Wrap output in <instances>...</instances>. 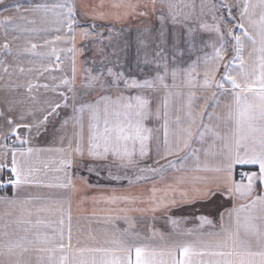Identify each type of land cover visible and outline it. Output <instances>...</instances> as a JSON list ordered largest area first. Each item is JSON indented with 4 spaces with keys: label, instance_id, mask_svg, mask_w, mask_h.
Wrapping results in <instances>:
<instances>
[{
    "label": "snow or ice",
    "instance_id": "6c2138e0",
    "mask_svg": "<svg viewBox=\"0 0 264 264\" xmlns=\"http://www.w3.org/2000/svg\"><path fill=\"white\" fill-rule=\"evenodd\" d=\"M159 3L167 9V14L162 12L158 16L161 27L155 29V36L151 29L145 28V34L138 38L145 63L155 64L153 79H129L123 72L113 71L111 67L98 70L96 74L88 69L84 87L100 94L91 102L77 104L80 94L75 88L77 68L73 56L72 76L61 80L68 91L59 93V100L45 101L43 107L34 104L21 111L17 118L12 115L17 111L15 102L5 101L6 110H0V119L9 126V131L3 134V142H0V189L11 186L14 192H19L27 186L39 185L61 189L66 195L56 199L28 197L23 200L15 195L0 196V202L10 209L0 216V264H264V0H236L235 6L230 0H219L218 4L214 0H201L199 15L209 17L211 22L202 19L199 27L215 33L219 46L214 43L211 55L198 58L187 69L169 67L165 48L170 33L163 22L170 19L174 26H184L186 43L194 47V29L186 22L192 19L196 5L185 0H159ZM156 4L157 0H147L143 4L139 0L137 3L107 4L101 0L96 5H85V17L91 16L94 20H120L130 15L145 17L149 8L155 11ZM15 8L17 12L59 9L55 12V23L61 27L56 31H62L66 25L67 33L71 35H57L45 40L44 44L54 45L67 40L72 42L73 47L66 51H77L73 27L77 23L76 4L62 3L51 8L46 4H37L31 9H21L17 4ZM234 9L238 11V17L233 15ZM21 19L27 18L21 16ZM229 21L235 27L229 26ZM0 22L14 23L15 18L6 16ZM89 27L95 29L96 26L92 24ZM18 31L37 29L19 28ZM90 34L87 29L80 33L85 38ZM226 36L234 41L235 52L227 63ZM171 38L172 48L176 50L180 34L172 31ZM37 47L29 41L24 51L37 56L51 55L60 60V49L52 46L49 53H41L36 51ZM3 48L11 51L7 40ZM41 67V75L49 71V68ZM3 71L8 72L9 68L6 66ZM19 71L24 72V69ZM168 76L172 79L171 85L166 82ZM178 80L181 83H177ZM121 83L123 90H120ZM182 86L189 89L187 107L185 109L181 105L176 109L174 99L182 98L184 93L172 89ZM33 87L31 83L27 85L29 93ZM43 87L47 89L48 85ZM157 87L165 94L154 108V99L144 90ZM113 88L117 89L116 93L109 94ZM196 88L203 90L201 99L205 101L199 111L193 109L196 92L192 89ZM127 90H134V94H125ZM221 97L231 99L221 104ZM62 107H72L75 113L61 122L60 129H53L54 136L61 133L59 142L62 146L38 149L30 146L29 139L21 137V129L26 130L28 136H47ZM85 113L88 114L87 130ZM153 116L162 122L155 130L147 126V121ZM27 117H32L31 122H24ZM205 118L217 123H204ZM70 121L73 131L69 136L64 130ZM197 127L199 131L194 133L193 129ZM154 131H162V136L154 135ZM209 133L214 137L215 148L207 153L214 158L211 163L207 159L202 161L192 147L194 135L197 140L203 141ZM9 137H14L11 143L7 142ZM215 141L219 142V147H216ZM42 152L59 155L55 168L57 175L47 183V175L41 177L40 169L36 167ZM149 159L152 164L147 163ZM190 159L194 161L191 166L188 163ZM85 161L90 162L87 167L90 174L98 176L99 171L107 170L111 180H127L130 185L135 180L151 183V187L146 194H117L113 189L111 194L89 197L86 190L97 186L90 184L84 176H75L72 171L74 167L81 170ZM141 164L144 166L141 167ZM238 164L257 166L258 170L241 173L242 179L237 181L233 171ZM44 167L48 168V163ZM128 169H137L134 178L122 171ZM170 170L176 175L170 182H165ZM5 172L11 173L7 179L3 178ZM189 172L204 174L188 175ZM158 183L162 186L158 187ZM196 185L205 188L214 186L216 191L240 201L221 214L218 231L197 233L187 229L179 232L180 221L171 218V224L177 229L178 238L175 240L165 239L156 232L145 237L124 231L89 235L83 241L77 238L73 244V193L85 191L81 202L90 199L94 205H108L103 210L104 220L124 219L131 222L133 218L127 215L128 212L167 211L177 202V192L185 198V188ZM121 204L130 207H120ZM137 204L146 206L135 207ZM92 215L100 214L94 210ZM199 220L201 227L212 224L205 216L199 217ZM185 235L194 239L181 238Z\"/></svg>",
    "mask_w": 264,
    "mask_h": 264
},
{
    "label": "crops",
    "instance_id": "0c3cea01",
    "mask_svg": "<svg viewBox=\"0 0 264 264\" xmlns=\"http://www.w3.org/2000/svg\"><path fill=\"white\" fill-rule=\"evenodd\" d=\"M72 3L77 6V16L83 19L87 23L86 25L76 27V40H75V48L77 51L73 53L71 56L65 58V60H61L58 62L59 69L66 68L69 70L66 74L60 76V79L70 78L72 76L71 67H72V58L75 56L76 61V80H75V88L76 91L80 94L78 97L77 104L80 102H91L97 98L100 94L98 91H93L91 89H86L84 87L85 77L87 75L88 69L92 70V74H96L98 70L111 67L113 71H120L124 73L126 78H134L139 81H143L145 79H153L156 75V67L152 62L145 63L144 52L142 50V46L139 42V37H141L144 33V29H151L152 35L155 36V29L161 27V21L158 20V16L162 13L161 10H166L165 7H162L157 0L155 11H152L149 8V14L145 17L130 15L126 18H122L120 20H116L114 18H109L105 20L100 19H92L91 16L85 17V12L87 9L85 5H96L101 3V0H71ZM236 1V0H232ZM104 3H115V2H124V3H137L138 0H103ZM147 2V0H139V3L143 4ZM185 2H192V0H185ZM193 3V2H192ZM201 3V0H200ZM218 3V2H217ZM196 5V12L194 13L191 20L187 21L186 24L189 27L194 29L193 32V40L194 47H189L186 43L185 35L186 28L181 25H173L171 20H166L164 26L169 31L170 35L168 37V52L169 54L165 56L169 67H178L180 69L189 68L194 61H197L198 58H203L205 55H211L213 52L212 45L215 43L219 46V39L215 35V33L206 32L202 28L199 27L200 21L202 19L208 20L210 23L211 20L209 17L204 16L201 17L199 15V5ZM141 11L144 9H140ZM166 13V12H165ZM164 13V14H165ZM223 12H221L222 14ZM198 16V17H196ZM238 17V13H237ZM100 25L103 24L105 27V35L103 41L105 42L103 45L107 44L108 49L105 54H97V49H101L100 44L102 40L97 36L96 31H93L89 27V25ZM235 27L234 25H232ZM87 29V31H92L93 33L88 36L91 37L89 40L92 41V47L94 48V53H90V55L85 54V50L82 49V44L84 42V37L80 35V33ZM172 31H180V38L178 40L177 49L174 50L172 48ZM182 31V33H181ZM90 33V32H89ZM92 35V36H91ZM97 36V37H96ZM226 46L228 48L227 56L225 59V63L231 60L235 56V52L233 50L234 41L231 40L230 37H225ZM85 43V44H86ZM102 45V44H101ZM81 47V48H80ZM100 51V50H98ZM106 51V50H105ZM109 51V52H108ZM112 51V53H110ZM106 58V59H105ZM200 70L202 71V65H200ZM222 74V72H221ZM107 79V76L105 77ZM220 78V74H218L217 79ZM166 82L171 85L172 79L170 76L167 77ZM177 83H181L180 80ZM120 90H123V83L120 84ZM173 91H181L184 93L182 98H175L174 103L176 109H179L181 105H184L185 109L187 107V93L189 89L187 87H180L179 89H172ZM117 89L113 88L109 90V94H115ZM146 94L151 96L154 99L155 103L159 101L160 97H162L165 93L164 90L157 87L156 89H145ZM192 91L196 92V96L193 98V109L194 111H199V109L204 105L205 101L201 99V95L203 94V90L196 88L192 89ZM71 94V93H70ZM125 94H134V90H127ZM231 97H221V104L228 102ZM71 103V101H70ZM211 104V99L208 101ZM219 111V109H217ZM59 116L55 118L52 129L49 130V134L47 136L41 135L44 142L40 137H36L35 134L32 135L33 139L31 141V145L34 148L38 149H46V148H55L62 146L59 142V135L61 133H57L55 136L52 134L53 129H60L61 122L64 119L71 118L75 115L73 108H61ZM84 122H85V130H87V122H88V114H84ZM162 122L157 121L156 117L153 116L147 121V126L150 128L158 129L160 128V124ZM204 123H217L215 120L208 121L205 118ZM69 136L73 131V123L70 121L69 125L64 130ZM194 133L199 131V128L193 129ZM154 135L162 136V131H154ZM22 138H28V134L25 131L21 133ZM214 144V137L211 134H206L203 141L197 140L196 136H193L192 147L197 150V155L200 156V159L203 161L207 159L210 163L214 162V158L207 153L212 150ZM216 147H219V142L215 141ZM16 146H19L18 144ZM29 146V145H25ZM183 155V154H181ZM59 159V155L55 152H42L39 154L38 163L36 167L40 169L39 175L44 177L47 175L46 183L52 181L53 177L57 175L55 172V168L57 166L56 161ZM166 161H161V163H165ZM48 163L49 167L45 168L44 164ZM89 161H85L81 170H77L76 167L72 169L75 176H84L88 179L89 183L97 186L92 189H87L86 194L90 196H100V195H108L111 194L112 190L115 189L117 194H138V193H147L149 188L151 187V183H142L135 182L131 185L128 181L122 183L123 180L119 181L115 184L110 183H100L97 177L101 175H93L88 171H84L85 167H88ZM148 164H152L151 159L147 161ZM189 165L191 166L194 161L189 160ZM141 167L144 165L141 164ZM257 166L252 165H236L233 171L234 178L239 181L242 179L241 173L257 171ZM126 173H131L133 171H137V169H128L122 170ZM10 173V172H9ZM203 175L204 173H191L188 175ZM104 175H106L104 173ZM176 175L175 172L169 171L166 176L165 182H170L172 177ZM98 181V182H97ZM157 186H162L159 183ZM196 189H199L198 191ZM187 197L181 198L179 192L176 193V203L171 205L167 211H157L155 213L147 212H128L127 215L131 216L133 219L131 222L126 221L124 219H113L110 221H106L103 219V210L108 208V205L104 203L93 204L92 201L84 200L81 202L82 197L85 195V191L80 193L71 194V228H72V236H73V244H75L76 239L85 240L89 235L99 236L103 233H112V232H133L138 233L141 236L150 237L153 232L158 234H162L165 239L175 240L178 238L177 229L171 224V218L178 219L180 221L179 232H185L187 229H193L195 232H203L207 233L210 231H218L221 225V214L224 212L226 208L233 207L234 204L239 203L238 200H233L227 196H225L222 192L216 191L214 186H209L205 188L203 185H196L195 187H186ZM258 191H260V187L258 186ZM16 196L17 199L23 200L28 197H42V198H61L66 193L57 188H48L44 186H27L20 190L19 192H14V189L10 186L7 189L0 190V196L13 197ZM146 205L137 204L135 207H145ZM120 207H130L129 205L121 204ZM96 211L100 215L93 216L92 212ZM8 211H10L8 205L3 202H0V216H4ZM116 215L123 216L124 213H116ZM205 216L208 217L212 221L211 225L204 224L201 227V221L199 217ZM183 239H194L192 236H183ZM159 239V236H157Z\"/></svg>",
    "mask_w": 264,
    "mask_h": 264
},
{
    "label": "rangeland",
    "instance_id": "374dc122",
    "mask_svg": "<svg viewBox=\"0 0 264 264\" xmlns=\"http://www.w3.org/2000/svg\"><path fill=\"white\" fill-rule=\"evenodd\" d=\"M193 3L200 5V0H192ZM214 2H218L219 0H214ZM230 2L235 6L236 1L230 0ZM62 3H72L71 0H3L0 3V21H3V18L6 16H11L15 18V22H0V110L5 109V101L11 100L15 102L16 112L13 115V118H17L21 111L32 107L34 104L38 107L45 106V101L51 100H59V93L67 92V86L61 84L60 76L66 74L69 70L66 68L57 67L58 62L61 60H65L66 57L71 56L73 53L66 51L67 49L73 47L71 41H58L54 45H45V40H51L57 35H71L67 33L66 25L63 26L62 31H56V28L61 27L55 23L57 17L55 15L56 10H49L47 12L41 10L39 12H17L15 5H20L21 9H31L37 4H46L49 5L50 8L52 5L62 4ZM217 3V4H218ZM7 9V10H5ZM166 9V7H165ZM161 12L167 14L166 10H161ZM223 12V10H220ZM238 11L234 9L233 15L237 16ZM223 14V13H222ZM21 16L26 17L27 19H21ZM198 17V16H196ZM77 23L73 25L76 34V27L86 25L85 21L77 16ZM29 21H35V23H30ZM95 29L97 36L102 40L99 47L101 49H97V54H105L108 49V45L103 41V37L105 35V27L103 24L95 25ZM229 26H232L229 21ZM19 28H27V29H37V31H28L21 32L18 31ZM91 34L92 31H89ZM180 32V31H178ZM182 33V31H181ZM92 36V35H91ZM96 36V37H97ZM16 37V39H14ZM91 37H84V42L82 44V49L85 50V54L90 55L94 51L92 47V41L86 43ZM5 40L10 45L11 51L4 49L3 44ZM37 44V52L41 53H49L50 47L54 46L57 49H60L59 56L60 60L57 61L55 56L44 55L37 56L31 52H25L24 48L28 46V42ZM86 43V44H85ZM81 48V47H80ZM168 47L165 48V56L169 54ZM100 50V51H98ZM106 50V51H105ZM109 52V51H108ZM94 53V52H93ZM92 53V54H93ZM112 53V51H110ZM8 67L9 71L4 72V67ZM49 68V71L43 72V75L40 74L42 71V67ZM23 68L24 72H20L19 69ZM32 69V71H29ZM63 72V73H62ZM55 77V79H53ZM31 83L34 85L31 93L27 90V85ZM47 84L48 88H44L43 85ZM71 96L70 92L68 93ZM35 97V100H33ZM37 116H39V112H37ZM32 117H27L24 122H31ZM52 129V126L49 130ZM9 131V126L0 119V142H3V134ZM24 129L20 130V135ZM27 133V132H26ZM42 136H40L41 139ZM14 137H9L8 143H11ZM27 139L32 141L33 137H28ZM43 142L44 140L41 139ZM155 166V165H152ZM84 171H87V167H85ZM136 171L131 173H127L129 176H133ZM104 173L106 175H104ZM96 176L95 173H92ZM100 177H97L100 180V183H110L115 184L118 181H114L109 179L108 171L101 170L99 171ZM127 180H123L122 183ZM135 181V180H134ZM98 182V181H97ZM120 183V182H119Z\"/></svg>",
    "mask_w": 264,
    "mask_h": 264
},
{
    "label": "built area",
    "instance_id": "2783aa9c",
    "mask_svg": "<svg viewBox=\"0 0 264 264\" xmlns=\"http://www.w3.org/2000/svg\"><path fill=\"white\" fill-rule=\"evenodd\" d=\"M11 176V173H9V172H5L4 174H3V178L4 179H7V178H9ZM10 187V186H9ZM3 189H7V188H2V189H0V190H3Z\"/></svg>",
    "mask_w": 264,
    "mask_h": 264
}]
</instances>
